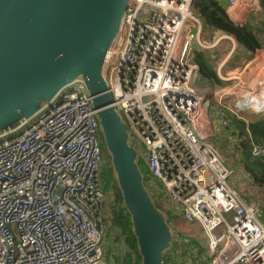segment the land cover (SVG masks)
I'll return each mask as SVG.
<instances>
[{
  "label": "built area",
  "instance_id": "obj_1",
  "mask_svg": "<svg viewBox=\"0 0 264 264\" xmlns=\"http://www.w3.org/2000/svg\"><path fill=\"white\" fill-rule=\"evenodd\" d=\"M196 1L131 0L104 78L161 210L200 228L210 264H264L263 212L230 186L234 170L208 142L209 99L195 87L194 43L213 50L233 37L213 30L211 40L202 39ZM228 6L241 27L264 16L261 0ZM230 116L248 125L247 117L264 116V109L236 108ZM103 144L81 78L21 131L0 138V264H109ZM251 159L264 165V144L252 140Z\"/></svg>",
  "mask_w": 264,
  "mask_h": 264
},
{
  "label": "water",
  "instance_id": "obj_2",
  "mask_svg": "<svg viewBox=\"0 0 264 264\" xmlns=\"http://www.w3.org/2000/svg\"><path fill=\"white\" fill-rule=\"evenodd\" d=\"M130 1L0 0V125L25 118L0 138L23 128L52 106L63 89L83 79L132 219L142 264H164L173 235L148 193L138 155L104 78L108 51ZM41 100L48 103L38 108Z\"/></svg>",
  "mask_w": 264,
  "mask_h": 264
},
{
  "label": "rangeland",
  "instance_id": "obj_3",
  "mask_svg": "<svg viewBox=\"0 0 264 264\" xmlns=\"http://www.w3.org/2000/svg\"><path fill=\"white\" fill-rule=\"evenodd\" d=\"M216 2L220 5L221 1L216 0ZM212 33H213L212 30L205 28L201 37L204 40H211L213 38ZM226 45H228V41L223 40L213 50H202L198 42L196 41L194 43L195 56L197 53L201 52L205 54L207 57L210 56V58L213 59L214 62H220L223 59L224 54L228 51V47ZM253 73L255 74L250 75L251 81L249 82V84H254L256 86V84L258 85L260 83H264V77L261 74H259L258 70L254 71ZM260 73H264V72H260ZM222 77L224 79L221 80L222 83L213 84V85L207 83L204 80H201L199 77L195 87L199 92L200 96L209 99L210 102L209 122L211 126V138L208 140V142L213 146H216L220 150L223 158L225 159V162L226 159H228L229 167L230 165H234L235 172L231 180L237 182V180H241L242 176L245 175V168L243 163H241L243 148L241 141L236 139L234 136L231 137L230 135H228V118H230L229 116L230 114H233V111L236 109L237 103L242 100V96L249 89L240 88V86L237 89H234L231 87V85H229L230 83L227 80L228 75L222 73ZM47 103H48L47 100H41L38 105V108H43L45 105H47ZM254 118L256 117L248 116L247 121ZM23 120H25L24 117L13 118L9 124L4 126L0 125V134L3 133L4 131L11 130L15 126L17 127L18 124L21 123ZM213 122L215 128L213 126ZM19 129L18 131H21L23 128H19ZM103 145L104 148L107 149L105 146V142ZM105 165L107 166V161L103 165L102 169L104 168ZM230 168L232 169V167ZM100 179H101V174H100ZM113 185L114 187H112L107 193H105V202H104V217L106 219L105 221L106 225L108 226L107 238L105 237V245L106 248L108 249L110 258H112L114 253L116 252L119 253V250H117L115 246V240H117V232L110 227V221H109L111 209L112 207H114L116 202L115 192L119 189L117 182H114ZM102 189H104L103 185H102ZM158 191L162 192V190L159 187H158ZM148 193L152 195V193H150L149 191ZM151 198L152 201H154L153 203L155 204V206H158L157 200L154 199L153 197ZM251 199L255 201L262 210L263 215L261 220L264 224V197H252ZM160 211H162V213L165 215V220L171 229L170 231L171 234L173 235V239H176L178 244H180L176 256H180L181 259H185L184 263L182 262V264H210V253L206 248V240L200 228L196 224H190L187 222L183 223L181 221L175 222L167 212L165 213L163 210ZM110 236L112 237V239H110ZM118 248H121L123 251H125V249L121 247L120 244Z\"/></svg>",
  "mask_w": 264,
  "mask_h": 264
},
{
  "label": "trees",
  "instance_id": "obj_4",
  "mask_svg": "<svg viewBox=\"0 0 264 264\" xmlns=\"http://www.w3.org/2000/svg\"><path fill=\"white\" fill-rule=\"evenodd\" d=\"M261 5L264 12V0H261ZM194 8L204 28H211L213 30L224 32L234 37L239 44L252 51L261 48L262 42L257 38V34L260 33L257 30V27L247 23L242 27L234 24L227 16L226 10L223 9L216 0H197L194 4ZM261 24L263 25L264 22L261 21ZM195 62L199 65L201 78L215 84L222 83V81L218 79V75L213 69L209 58L205 54L201 52L197 53L195 56ZM231 124L234 130L238 131L237 135L242 143L243 152L241 163H243L245 171L252 176L256 183L264 185V165L259 161H253L251 159L252 140L256 143L264 144V117H260V119L249 123L247 128L246 123L241 120H232ZM247 129L249 132H247ZM102 155L104 161H107V166L105 165L101 170L100 182L101 185L104 186V192L107 193L112 187H114L113 184L114 182H117V180L110 163V156L105 148L102 149ZM139 164V168L144 177V183L146 184L149 180L147 176L148 172L142 161ZM115 195L116 202L110 213V227L118 231L119 240L122 242V246L125 247L126 250L123 255L119 254L117 255L118 257L116 256L114 264H142V257L139 252L137 238L133 232L132 219L124 207L120 189L115 192ZM179 246L180 244H178L177 240L173 239L170 248L164 253V264L184 263L185 259L176 256Z\"/></svg>",
  "mask_w": 264,
  "mask_h": 264
},
{
  "label": "crops",
  "instance_id": "obj_5",
  "mask_svg": "<svg viewBox=\"0 0 264 264\" xmlns=\"http://www.w3.org/2000/svg\"><path fill=\"white\" fill-rule=\"evenodd\" d=\"M220 1H221L220 5L223 7V9L228 11L229 9L228 0H220ZM261 21L264 22V16L262 18H255V17L250 16L246 19L247 24H251L257 27V30L260 32L257 34V38L261 40L262 42L260 49H257L256 51H252L242 46L241 44H239L235 39H233V41L229 39L228 45H226L228 47V51L224 54L223 59L220 62H214V60L211 59L210 56L208 57L213 69L218 75V79L220 81L224 80L222 77V73L228 75L227 80L230 83L229 85H231V87L234 89H237L239 86L240 88H247L249 90L255 89L257 84L255 86L254 84H249V82L251 81L250 75L255 74L253 72L256 70H258L259 74H261L264 77V73H260V72H264V24L262 25ZM209 29L213 31V29L211 28ZM200 79L206 81L205 79L201 77ZM236 79H239V80H236ZM206 82L211 85L215 84L209 81H206ZM255 117L256 118L254 119H250L248 123L254 122L260 119V117H264V116H255ZM210 118H211V115H210ZM232 120L234 121L235 119L230 116V118H228V135H230L231 137L234 136L236 139L241 141L239 136L237 135L238 131L234 130V128L232 127V124H231ZM213 126L215 128L214 122H213ZM246 128H247V123H246ZM226 162L228 165V159H226ZM230 167H232V169L235 172L234 165H230ZM229 183H230V186L235 191H237L240 195H243L245 197H251V198L252 197H264V185L256 183L254 179L252 178V176L246 171H245V175L242 176L241 180H237V182H234L230 178ZM150 184L151 183L146 184V187L148 191L152 193L151 191L152 186H150ZM151 197H154V194H152ZM157 207L161 210L159 205ZM178 219L179 220H176L173 218L175 222L177 221H181L183 223L185 222L181 218H178ZM107 229H108V226L106 225V229L104 232L103 248H104V252L106 255V261L108 263L110 262L109 264H114L116 260V256L119 254L123 255L124 251L121 248H118L119 244L121 245V247L123 246H122V242L119 240L118 231L115 230L117 232V240H115V246L117 250H119V253L118 252L114 253L112 258H110L108 249L106 248V245H105V237L107 238ZM110 239H112L111 236H110ZM123 248L125 249V247Z\"/></svg>",
  "mask_w": 264,
  "mask_h": 264
},
{
  "label": "bare ground",
  "instance_id": "obj_6",
  "mask_svg": "<svg viewBox=\"0 0 264 264\" xmlns=\"http://www.w3.org/2000/svg\"><path fill=\"white\" fill-rule=\"evenodd\" d=\"M258 90H248L242 100L236 105L237 109H247L252 112H260L264 109V83L256 86ZM255 95V96H254Z\"/></svg>",
  "mask_w": 264,
  "mask_h": 264
},
{
  "label": "flooded vegetation",
  "instance_id": "obj_7",
  "mask_svg": "<svg viewBox=\"0 0 264 264\" xmlns=\"http://www.w3.org/2000/svg\"><path fill=\"white\" fill-rule=\"evenodd\" d=\"M149 181V180H148ZM148 181H147V183L146 184H148Z\"/></svg>",
  "mask_w": 264,
  "mask_h": 264
}]
</instances>
